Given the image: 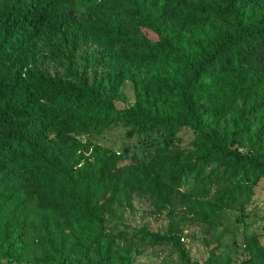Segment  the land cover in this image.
<instances>
[{
  "label": "trees",
  "instance_id": "trees-1",
  "mask_svg": "<svg viewBox=\"0 0 264 264\" xmlns=\"http://www.w3.org/2000/svg\"><path fill=\"white\" fill-rule=\"evenodd\" d=\"M79 9L77 0H0V264H61L72 250L83 264H131L126 250L145 245L193 264L183 228L234 235L225 212L237 210L246 229L264 176V0H94L84 24ZM207 23L217 25L213 44L171 69L188 30ZM85 44L103 54L79 66ZM55 57L59 69L43 64ZM126 76L136 104L119 108ZM117 123L127 138L161 142L123 162L89 138ZM185 128L192 138L180 146ZM135 197L165 213L166 232L124 224L118 210ZM225 246L204 264H264L254 237L242 262Z\"/></svg>",
  "mask_w": 264,
  "mask_h": 264
},
{
  "label": "rangeland",
  "instance_id": "rangeland-1",
  "mask_svg": "<svg viewBox=\"0 0 264 264\" xmlns=\"http://www.w3.org/2000/svg\"><path fill=\"white\" fill-rule=\"evenodd\" d=\"M94 0H77L79 6V20L81 24L88 17L86 7L93 4ZM211 7H215L211 5ZM217 25L207 23L200 26L191 27L186 35L183 49H180L174 54V57L169 59L168 65L171 69L177 67V61L182 63H190L191 57L199 54V48L202 45H212L217 38ZM151 39H156L155 35L147 32ZM35 49L40 53L44 50L41 42H31ZM101 55L103 50L100 46L94 44H85L79 51L76 52L75 57L79 66L85 63V57L89 55ZM63 60L59 57L53 59L49 58L43 61L44 65H49L52 68H60ZM98 72H107L106 68L97 67ZM120 96L115 100V105L119 108L130 107L136 104L134 91L131 79L126 76L125 81L120 88ZM229 114L226 118L227 125L232 124L234 117ZM125 127L121 123L113 124L98 135L90 136L93 143L107 148L110 151L116 152L123 158V162H130L131 157L144 158L147 154L153 153L155 145L161 142L158 135H154L150 141H146L141 136H134L127 138L125 136ZM181 142L180 146L188 144L192 138L190 129H182L178 133ZM242 150L245 147L241 148ZM146 160V158H145ZM248 216L245 217L244 223L247 224L246 229H242L241 225L236 223V218H239V211L226 210V220L224 224L238 226V231L232 235L231 232L222 234V227L217 230H210L198 225H189L183 228L182 238L180 243L187 250L190 262L193 264H204L210 255L211 250L215 246L225 248L226 243H230L229 249L230 262H242L249 251L246 249V240L250 237L256 238L259 245L264 246V176L255 184L254 193L251 201L247 205ZM121 220L124 224L130 227L146 226L151 231L166 232L168 220L165 213L162 215H153L150 212V207L147 201L143 198L135 197L132 207L126 206L123 210L119 209ZM241 224V223H240ZM224 227V226H223ZM73 254L63 261L61 264H83L82 256L84 252L79 253L78 250H72ZM131 264H180L178 253L171 247L166 245H145L143 248L129 247L126 250ZM5 264H32L25 259L7 260Z\"/></svg>",
  "mask_w": 264,
  "mask_h": 264
}]
</instances>
